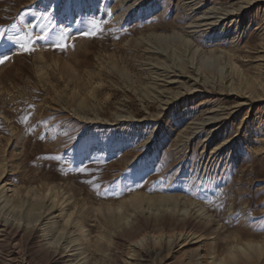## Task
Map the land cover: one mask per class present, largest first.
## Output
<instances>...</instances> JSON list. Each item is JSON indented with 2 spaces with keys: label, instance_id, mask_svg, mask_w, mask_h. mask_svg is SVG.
I'll use <instances>...</instances> for the list:
<instances>
[{
  "label": "rangeland",
  "instance_id": "1",
  "mask_svg": "<svg viewBox=\"0 0 264 264\" xmlns=\"http://www.w3.org/2000/svg\"><path fill=\"white\" fill-rule=\"evenodd\" d=\"M46 9L70 46L0 65V229L67 264H208L213 235L121 230L163 213L264 245V0H0V27Z\"/></svg>",
  "mask_w": 264,
  "mask_h": 264
},
{
  "label": "bare ground",
  "instance_id": "2",
  "mask_svg": "<svg viewBox=\"0 0 264 264\" xmlns=\"http://www.w3.org/2000/svg\"><path fill=\"white\" fill-rule=\"evenodd\" d=\"M166 25H169V23L167 22L159 25H154L150 28L158 29L159 26L164 28L166 27ZM87 30H89V28H87ZM173 98H176V96ZM59 203L61 204V202ZM183 210L187 212V208H183ZM176 214L163 213L161 216L155 218L147 217V219H145L143 222H141L139 219H135L136 222L129 225L128 227H124L121 230L128 232V230L135 227L139 229L138 231L146 229H152L156 232H171L174 230H179L191 232L192 235L197 234V237H201L202 235H204L207 237V241H211V238L208 237L213 235L212 240L214 246L208 251V258L210 259L208 264H259L260 262H264L263 244H259L257 242L253 243L251 241L241 243L242 239H246L251 235L250 231L244 228H235V230H233L231 233H224V231L218 228H214L210 222L201 221L202 218H198L197 216H194V214L188 213L187 219L185 218V220L182 221ZM84 228L85 227L83 225L78 228L77 235L72 241L77 242L80 241L81 238H84ZM46 236L47 234H43L41 237H44V240L47 241ZM17 237L22 241L21 247L23 249V252L22 250L21 252H15L11 247V242ZM36 237L38 236L36 233V229H34L33 226H30L29 228L24 230L22 228H19V225L14 226L11 223H8L7 219H4L0 229V264H67L66 260H64L63 256L61 255L62 252L58 250L55 244V246L53 244L52 246H47V244H50V241L44 243L37 240L38 238L36 239ZM187 238L188 237H168L167 240L164 241V243L177 245L179 243H185L187 241ZM234 239L236 241H239L240 245L237 243L234 244ZM229 243H231L232 245L230 244V247L228 246L229 248H226L227 244ZM73 246L75 245L73 244ZM28 247H30L29 250H33L30 251L29 255L24 253L25 249H27ZM68 261L70 262L69 264H75L73 259H68Z\"/></svg>",
  "mask_w": 264,
  "mask_h": 264
},
{
  "label": "snow or ice",
  "instance_id": "3",
  "mask_svg": "<svg viewBox=\"0 0 264 264\" xmlns=\"http://www.w3.org/2000/svg\"><path fill=\"white\" fill-rule=\"evenodd\" d=\"M107 14L112 15L110 10ZM33 19L39 21V23L34 24L29 21L23 24L22 27L13 24L11 25V31L7 28L0 27V65L15 55L35 52L34 45L40 41L46 42L47 47L53 50L63 51L70 46L67 43L70 29L56 20L54 15L47 14V9L44 13L38 14ZM101 22V20L92 18L89 23L93 30H78V34L83 36H96L98 32L103 30L101 28ZM103 23H107V21H103ZM37 28L39 31H36ZM41 46L43 47L44 45ZM22 119L23 122H27L28 116H24ZM50 159L59 161L61 157L57 155L50 157ZM83 164L84 161H80V165L75 168V171L79 173L86 172L87 168ZM137 187H139V184H137Z\"/></svg>",
  "mask_w": 264,
  "mask_h": 264
}]
</instances>
